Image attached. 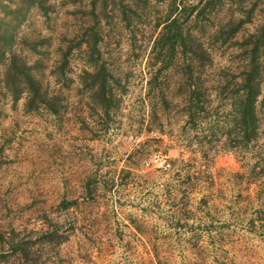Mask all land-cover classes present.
<instances>
[{"label": "rangeland", "instance_id": "374dc122", "mask_svg": "<svg viewBox=\"0 0 264 264\" xmlns=\"http://www.w3.org/2000/svg\"><path fill=\"white\" fill-rule=\"evenodd\" d=\"M43 2L47 15L28 13L14 49L42 59L41 80L61 107L27 113L23 100L0 93V264H24L11 253L21 242L36 264H264L263 120L258 139L236 149L183 129L174 110L154 114L147 82L156 14L131 32L93 0ZM95 17L102 60L122 78L109 118L79 85L81 51L70 54L65 76L50 74ZM213 50L215 69L234 60L226 46ZM52 232L68 240H46Z\"/></svg>", "mask_w": 264, "mask_h": 264}, {"label": "trees", "instance_id": "16d2710c", "mask_svg": "<svg viewBox=\"0 0 264 264\" xmlns=\"http://www.w3.org/2000/svg\"><path fill=\"white\" fill-rule=\"evenodd\" d=\"M92 6H100L107 18L112 14L131 32L138 20L142 23L149 13L156 14L152 28L160 30L149 39L147 82L154 114L157 108L174 110L183 116V129L201 130L204 138L222 137L230 148L244 149L258 139L260 121L264 122V0H93ZM160 6L163 12L155 10ZM33 8L44 16L48 13L43 0H0V93L14 105L23 100L27 113L45 110L58 115L62 98L41 80L42 59L30 62L14 49L20 25ZM256 16L260 24L246 30ZM95 19L75 37L73 47L62 53L60 66L50 74L56 81L65 76L70 54L81 51L85 67L79 85L90 107L109 118L123 95L122 78L102 60L101 19ZM22 45L35 53L36 45L29 40ZM215 45L233 51L229 66L214 68ZM54 236L62 244L69 234L52 232L44 238ZM26 245L12 243L11 253L24 264H36Z\"/></svg>", "mask_w": 264, "mask_h": 264}, {"label": "built area", "instance_id": "2783aa9c", "mask_svg": "<svg viewBox=\"0 0 264 264\" xmlns=\"http://www.w3.org/2000/svg\"><path fill=\"white\" fill-rule=\"evenodd\" d=\"M170 167V165L168 164V163H166L165 165H164V168L166 169V168H169Z\"/></svg>", "mask_w": 264, "mask_h": 264}]
</instances>
